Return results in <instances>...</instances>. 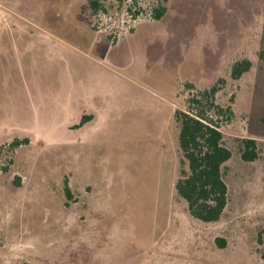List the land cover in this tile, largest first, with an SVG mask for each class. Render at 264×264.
<instances>
[{"label": "rangeland", "instance_id": "obj_1", "mask_svg": "<svg viewBox=\"0 0 264 264\" xmlns=\"http://www.w3.org/2000/svg\"><path fill=\"white\" fill-rule=\"evenodd\" d=\"M91 1L0 0V127L29 123L0 130V264H264V0ZM221 79L229 201L206 223L175 112Z\"/></svg>", "mask_w": 264, "mask_h": 264}, {"label": "trees", "instance_id": "obj_2", "mask_svg": "<svg viewBox=\"0 0 264 264\" xmlns=\"http://www.w3.org/2000/svg\"><path fill=\"white\" fill-rule=\"evenodd\" d=\"M101 0H92L94 12L101 9ZM166 13V7L156 10L155 18L160 20ZM264 62V47L259 53ZM252 67L249 59H243L232 66V77L240 79ZM221 79L210 89L193 94L185 109L175 112L180 125L179 146L182 152L181 175L176 182V192L188 204L194 218L206 223L221 219L228 201V186L224 179L223 167L232 158V151L224 143V134L211 115L217 109L219 114L229 112L215 103L216 94L221 90ZM84 118L79 127H82ZM20 141H15V144ZM260 156L256 139L245 138L242 141L241 157L253 162ZM66 191L69 192L68 185Z\"/></svg>", "mask_w": 264, "mask_h": 264}, {"label": "crops", "instance_id": "obj_3", "mask_svg": "<svg viewBox=\"0 0 264 264\" xmlns=\"http://www.w3.org/2000/svg\"><path fill=\"white\" fill-rule=\"evenodd\" d=\"M3 44H4V40L1 39V37H0V51H2L3 47H1V46H4ZM25 125H29V123L24 124L23 122H15V123H10L8 125L5 124L4 127H0V130H4V131L12 130V128H15L14 126H17L18 129H20V130H24V129H26Z\"/></svg>", "mask_w": 264, "mask_h": 264}]
</instances>
